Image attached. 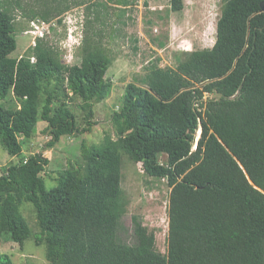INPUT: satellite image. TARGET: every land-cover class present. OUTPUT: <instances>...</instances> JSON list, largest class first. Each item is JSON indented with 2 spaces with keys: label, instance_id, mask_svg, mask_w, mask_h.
I'll use <instances>...</instances> for the list:
<instances>
[{
  "label": "trees",
  "instance_id": "16d2710c",
  "mask_svg": "<svg viewBox=\"0 0 264 264\" xmlns=\"http://www.w3.org/2000/svg\"><path fill=\"white\" fill-rule=\"evenodd\" d=\"M263 2L224 0L212 47L186 52L175 68L161 66L160 57L149 61L112 115L117 139L83 142L80 160L59 172L56 187H46L50 159L42 152L9 164L0 174V229L22 246L31 228L19 207L30 202L51 264H264ZM171 8L182 10V0ZM14 33L13 15L0 7V100L11 95L18 103H0V140L11 157L22 154L20 137L30 138L39 118L50 127L49 148L90 131L94 103L111 94L106 74L114 61L97 33H86L81 64L66 70L41 39L30 54L13 57ZM60 89L82 100L83 128L67 105L52 107ZM122 151L171 186L166 253L138 216L135 242L119 236ZM0 264L14 263L0 252Z\"/></svg>",
  "mask_w": 264,
  "mask_h": 264
},
{
  "label": "rangeland",
  "instance_id": "374dc122",
  "mask_svg": "<svg viewBox=\"0 0 264 264\" xmlns=\"http://www.w3.org/2000/svg\"><path fill=\"white\" fill-rule=\"evenodd\" d=\"M182 3V10L173 11L171 0H129L126 5L115 4V0H0V7L7 9L14 18L17 49L12 53L13 57L30 54L41 39L42 44L59 53L66 70L81 64L86 33H97L114 58L106 74L112 83V91L106 100L94 103L93 120L96 123L92 129L78 135H64L49 148L46 144L51 139L50 127L39 118L33 135L20 137L22 154L15 159H10L0 140V174L9 164L20 163L42 152L50 159L43 173L46 187L50 190L56 187L59 172L70 162L80 160L83 142L100 144L106 138L117 139L112 115L121 105L125 86L144 76L149 61L160 57L161 66L175 68L180 60L185 59L186 52L210 48L216 41L217 22L224 0H182ZM42 22L46 25L43 26ZM49 88H55V84ZM45 96V93L41 94L39 114ZM209 97L214 98L215 95L205 94L206 99ZM0 103L18 106L11 95ZM60 103L74 112L77 125L83 128L85 113L80 97L60 89L52 107ZM200 135L199 128L196 141ZM159 162L167 163L165 153L159 156ZM170 192L171 186L166 178L149 176L141 163H135L122 151L121 196L124 209L121 213V240L130 244L135 242L133 219L138 216L146 227L155 232L157 249L166 253ZM19 211L31 228V236L21 246L0 229V252L8 254L14 264H51L47 258V245L39 240L42 235L33 204L23 202Z\"/></svg>",
  "mask_w": 264,
  "mask_h": 264
},
{
  "label": "built area",
  "instance_id": "2783aa9c",
  "mask_svg": "<svg viewBox=\"0 0 264 264\" xmlns=\"http://www.w3.org/2000/svg\"><path fill=\"white\" fill-rule=\"evenodd\" d=\"M42 25L45 26V25H46L45 22H42ZM36 27L39 28L38 25H37ZM71 32H72V31H71ZM42 35H43V34H42ZM70 36H72V34H70ZM31 60H32V61H35L36 59H35V57L33 56V57H31Z\"/></svg>",
  "mask_w": 264,
  "mask_h": 264
},
{
  "label": "water",
  "instance_id": "95a60500",
  "mask_svg": "<svg viewBox=\"0 0 264 264\" xmlns=\"http://www.w3.org/2000/svg\"><path fill=\"white\" fill-rule=\"evenodd\" d=\"M261 11L264 12V2L261 4Z\"/></svg>",
  "mask_w": 264,
  "mask_h": 264
},
{
  "label": "crops",
  "instance_id": "0c3cea01",
  "mask_svg": "<svg viewBox=\"0 0 264 264\" xmlns=\"http://www.w3.org/2000/svg\"><path fill=\"white\" fill-rule=\"evenodd\" d=\"M10 159L13 160V159H15V157H11Z\"/></svg>",
  "mask_w": 264,
  "mask_h": 264
}]
</instances>
